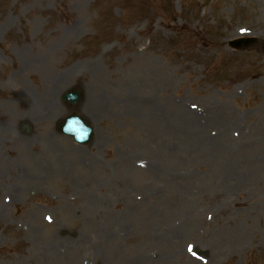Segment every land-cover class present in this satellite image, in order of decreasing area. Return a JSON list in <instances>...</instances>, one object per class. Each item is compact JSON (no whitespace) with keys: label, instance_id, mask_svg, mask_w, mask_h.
Wrapping results in <instances>:
<instances>
[{"label":"rangeland","instance_id":"obj_1","mask_svg":"<svg viewBox=\"0 0 264 264\" xmlns=\"http://www.w3.org/2000/svg\"><path fill=\"white\" fill-rule=\"evenodd\" d=\"M244 37L264 41V0H0V264H264V45L227 47ZM72 113L86 146L57 131Z\"/></svg>","mask_w":264,"mask_h":264},{"label":"water","instance_id":"obj_2","mask_svg":"<svg viewBox=\"0 0 264 264\" xmlns=\"http://www.w3.org/2000/svg\"><path fill=\"white\" fill-rule=\"evenodd\" d=\"M234 45H236L235 47L239 49H245L250 46L249 42ZM72 122L73 120H70L69 122L67 121L62 131L67 135L71 136L73 140L78 143H87L91 139L90 130L87 129V127L80 121H75L73 124H71Z\"/></svg>","mask_w":264,"mask_h":264},{"label":"bare ground","instance_id":"obj_3","mask_svg":"<svg viewBox=\"0 0 264 264\" xmlns=\"http://www.w3.org/2000/svg\"><path fill=\"white\" fill-rule=\"evenodd\" d=\"M148 80V79H147ZM146 86L148 85V81L145 82ZM33 111H34V115L36 117L40 116V113H50L53 111V107L51 105V103L49 102L48 99H42L38 102V104H33ZM33 114L31 116H34ZM183 123L185 124H193V125H198L197 121L193 118V117H188V114L183 118ZM151 123L149 122V125ZM155 126V124H153V127ZM8 131L6 128H2L1 129V135L0 138L4 135V133ZM63 168L62 166H58V169Z\"/></svg>","mask_w":264,"mask_h":264}]
</instances>
